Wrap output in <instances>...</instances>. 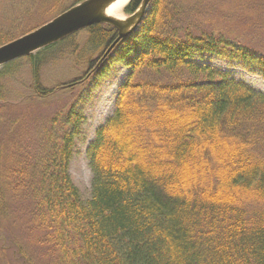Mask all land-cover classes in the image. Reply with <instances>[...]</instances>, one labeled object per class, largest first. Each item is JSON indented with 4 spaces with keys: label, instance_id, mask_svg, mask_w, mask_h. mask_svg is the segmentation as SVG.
<instances>
[{
    "label": "trees",
    "instance_id": "1",
    "mask_svg": "<svg viewBox=\"0 0 264 264\" xmlns=\"http://www.w3.org/2000/svg\"><path fill=\"white\" fill-rule=\"evenodd\" d=\"M142 1L132 0L126 12ZM182 7L153 0L139 29L112 50L130 74L87 150L89 199L69 173L85 122L74 107L41 128L35 154L12 135L0 145V218L13 203L32 204L29 231L50 264H264V93L194 62L238 59L264 78V58L200 31ZM85 30L87 49L79 55L92 47L102 61L117 30ZM74 35L2 67L0 103L22 61L34 99L51 96L42 70ZM15 39L0 30V47ZM16 119L8 132L21 125ZM29 132L20 137L30 139Z\"/></svg>",
    "mask_w": 264,
    "mask_h": 264
},
{
    "label": "rangeland",
    "instance_id": "2",
    "mask_svg": "<svg viewBox=\"0 0 264 264\" xmlns=\"http://www.w3.org/2000/svg\"><path fill=\"white\" fill-rule=\"evenodd\" d=\"M79 1L0 0V30L10 31L18 39L52 21ZM178 1L182 2L183 9L190 11L186 16L189 24L197 25L200 31L224 36L264 58V0ZM130 2L122 12L123 19L131 15L126 12ZM150 10L151 7L148 12ZM70 40L52 50L54 54H51V59L42 70L43 86L53 90L44 101L37 102L27 88L31 82V72L26 61L18 63L15 75L4 82V93L8 96L0 103V116L2 111L5 113L0 119V145L7 144L12 135L28 145L30 153L35 154L40 145L41 128L51 125L55 117L63 116L69 108L74 107L82 113L85 122L82 135L76 140L69 173L83 199L87 200L91 196L93 179L87 150L95 141L97 131L113 116L119 90L130 69L115 61L114 52L104 62H99L98 50L89 46L82 59L79 54L87 49L86 30L76 33ZM88 58L93 59L89 62ZM194 62L211 66L237 82L264 93L261 71L253 66L248 67L241 60L206 55L202 59L196 58ZM19 116L22 117L21 125H17L13 133L8 132V121H16ZM24 131H30V139L20 137ZM1 164L0 161V167ZM9 209L11 214L0 218V264H50L46 249L36 244L39 236L29 231L32 204L17 202L11 204Z\"/></svg>",
    "mask_w": 264,
    "mask_h": 264
},
{
    "label": "water",
    "instance_id": "3",
    "mask_svg": "<svg viewBox=\"0 0 264 264\" xmlns=\"http://www.w3.org/2000/svg\"><path fill=\"white\" fill-rule=\"evenodd\" d=\"M114 1L84 0L36 30L1 46L0 68L97 24L112 26L118 32L117 40L105 53L103 61L121 40L141 26L153 2V0H143L134 14L120 20L105 14Z\"/></svg>",
    "mask_w": 264,
    "mask_h": 264
},
{
    "label": "bare ground",
    "instance_id": "4",
    "mask_svg": "<svg viewBox=\"0 0 264 264\" xmlns=\"http://www.w3.org/2000/svg\"><path fill=\"white\" fill-rule=\"evenodd\" d=\"M131 0H115L110 4V6L107 8L105 14L108 17H112L114 19H120L122 20V12L125 9L126 5Z\"/></svg>",
    "mask_w": 264,
    "mask_h": 264
}]
</instances>
